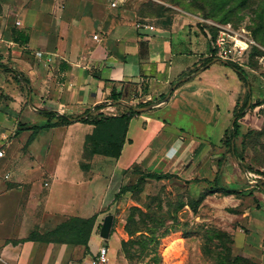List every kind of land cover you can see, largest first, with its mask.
<instances>
[{
  "label": "crops",
  "instance_id": "crops-1",
  "mask_svg": "<svg viewBox=\"0 0 264 264\" xmlns=\"http://www.w3.org/2000/svg\"><path fill=\"white\" fill-rule=\"evenodd\" d=\"M112 1L0 0V61L29 79L13 82L11 72L0 70V88L4 87L5 95H9L0 105V148L6 153L0 159V264H94L102 246L108 248L109 254V239L98 237L94 231L88 241L92 263L87 258L80 260L75 247L79 244L72 242L71 235L62 240L59 234H51L70 219L96 216L94 230L113 207L126 177L134 175L135 167L180 176L183 171L191 187L194 179H200L196 182L199 189L212 186L210 181L217 175L221 184L244 195L257 184L249 181L250 176L239 173L232 159L220 166L225 155L221 140L234 118L239 93L237 76L233 80L223 77L226 70L221 65L225 63L211 61L208 67L178 84L166 102L147 110L168 109L172 115L189 116L201 128L193 130L196 135L182 125L177 127L171 119L165 120L162 127L166 130L133 163L123 164L127 141L121 156L111 157L115 163L108 171L101 169L108 162L95 163L97 156L104 155L85 158L86 138L93 133V124L81 120L61 124L58 118L44 113L49 110L57 116L78 118L92 107L102 106L105 114L116 115L129 107L114 104L113 91L121 92L120 100L132 105L159 102L200 59L189 50L190 40L180 33L179 20L166 24L139 16L147 0H118L116 7H111ZM16 30L27 36V43L14 40ZM202 54L210 55L204 51L201 58ZM27 93L33 107L30 101L24 107ZM127 97L133 100L129 102ZM144 112L136 114L131 122L143 117ZM37 117L45 123L39 124ZM49 121L57 126L40 130L31 141L33 130L28 127L43 126ZM18 124L25 127L18 131ZM174 127L181 131L174 133ZM207 127L213 131L208 133ZM215 133L218 135L212 140ZM77 137L79 143L72 159ZM205 142L209 143L204 146ZM210 144L216 148L213 152L218 160L196 164ZM189 158L195 159L192 169L186 163ZM24 161L31 169L42 167L41 176L35 173L26 177L20 164ZM209 164L212 168L207 170ZM254 195L264 205V192L255 190ZM208 197L240 210L245 218L254 213L241 206L246 197L218 192ZM209 199L202 201L199 210L205 209ZM33 231L36 232L31 234Z\"/></svg>",
  "mask_w": 264,
  "mask_h": 264
},
{
  "label": "rangeland",
  "instance_id": "rangeland-1",
  "mask_svg": "<svg viewBox=\"0 0 264 264\" xmlns=\"http://www.w3.org/2000/svg\"><path fill=\"white\" fill-rule=\"evenodd\" d=\"M239 1L227 0V5L223 9L219 2L213 4L211 0H152L150 3L148 1L142 4V13L140 14V10L139 16L160 20L166 24L174 20L180 21L179 25L182 28L180 33L184 35V38L190 40L191 48L188 49L200 58L195 65L189 68L188 72L181 76L182 78L198 72L201 68L208 67L211 62H206L208 58L213 57L212 61H215L214 40L218 26L231 24L234 30L252 36L256 40V44L240 56L242 64L237 63L248 74L250 90L248 85L240 80L234 68L221 65L226 70V75L223 73V77L226 76L228 80L231 77L233 80L237 76L239 93L236 108L242 109V105L247 100V91L251 94L242 111L245 115L240 119V134L234 138L237 152L243 156L244 161L235 159L229 151L230 149L225 147L222 141L220 146L225 149L224 162L226 159H232L239 173L250 176L248 177L249 181H264V174L257 173H264V0H248L243 6ZM228 10L232 11L229 20L220 21ZM182 19H186V21L183 22ZM196 37L202 41L198 42ZM204 51L210 55L204 57L202 54L203 58H201V52ZM219 62L218 64H224L223 61ZM0 70L4 71L2 68ZM13 82H16L15 78H13ZM1 88L0 92H3L0 96V105L5 104L4 101L7 100V97L9 98V95H5L4 87ZM28 96V93L25 94L23 101L25 108L28 107ZM126 100L130 102L133 99L127 97ZM249 100L251 102L247 107ZM136 104L133 103V105ZM143 114H145L142 115L143 117L136 118L131 122L128 137L132 142L125 146L123 164L133 163L136 156L166 130V127H162L165 120L170 121L171 119L174 124H178L177 127L182 125L184 129L191 130L190 134L192 135H196L194 131L197 132L201 129L189 116L172 115L168 109H154ZM37 121L39 124L45 123L43 118L37 117ZM143 121L147 123L145 124ZM19 126L20 124L17 125V127ZM172 130L174 133L181 131L175 127ZM206 131L211 133L213 128L207 127ZM217 131L218 129H216ZM216 135L218 134L211 135L212 140L216 139ZM77 142L79 143V137H77L72 151V159L76 156ZM208 143L205 142L203 145L206 146ZM205 148L196 164L202 163L203 160L210 161L215 158L218 160V156H215L216 152H213L216 150L213 145ZM194 160V158H189L186 162L192 166L191 169L196 165L193 163ZM102 162L103 164L108 162L101 168L108 171L111 169V163L113 165L115 160L107 156H97L96 165ZM20 164L26 177L33 176L35 173L41 176L42 167L39 170H34L30 166L28 167L26 161L20 162ZM187 164L184 166L185 169ZM218 167L216 170H219ZM210 168L212 167L209 164L206 169ZM255 174L259 176L254 177ZM178 176V178L168 180L148 178L138 184L136 182L139 175L126 177L121 187L131 186L135 183L136 186L115 199L113 207L106 214V216L113 215L111 235L107 241V246L112 250H109L107 264H264V205L260 204V200L254 195L255 190H261L252 187L249 190L250 193L244 195L242 192V195L238 196L246 197L242 207L247 206L256 213V215L254 213L251 216L247 215L245 218L240 210L228 208L219 199L208 197V195H216V193L209 194V190L213 189L214 185H204L203 189H199L196 188V182L191 187V181L187 179L188 175H183V171H181V176ZM197 180L200 181L199 178ZM205 180L208 181V179ZM259 181L256 185L259 184ZM210 183H214V181H210ZM262 189L264 191V187ZM203 194H206L204 199L210 198L205 203V209L199 210L201 206L199 205L196 212L193 211L188 203L200 198ZM258 210L262 213L258 214L256 212ZM103 222L104 219L94 227V230L92 227L91 233L94 231L99 237ZM128 227L139 228L142 231L130 235ZM147 228L155 230L156 233L151 235ZM34 232L36 231L31 234ZM25 237L31 238L33 235ZM167 238H170L173 243L168 246L169 248H163ZM145 242L147 244L144 246ZM75 247L80 260L87 258L91 263L94 261L92 260L94 259L93 255L88 252L89 249L86 250L83 245Z\"/></svg>",
  "mask_w": 264,
  "mask_h": 264
},
{
  "label": "trees",
  "instance_id": "trees-1",
  "mask_svg": "<svg viewBox=\"0 0 264 264\" xmlns=\"http://www.w3.org/2000/svg\"><path fill=\"white\" fill-rule=\"evenodd\" d=\"M151 1L152 0H147L145 3H147V2L150 3ZM211 2H213V4L219 2L220 3L219 5L223 9L227 5L226 4L227 0H219L216 2L214 0H211ZM239 2H240V5L243 6V5H246L248 0H240ZM142 7L143 6H141V8ZM141 13H142V10H141L140 14ZM231 13H232V11L228 10L226 13H224V15L220 19V21H222V22L228 21ZM255 35H256V33H255ZM14 40L16 42H23V43L28 42L27 36H25L22 32H18L17 30L14 31ZM213 59H214L213 57H210L206 60V62L207 61L210 62ZM226 65L234 68L237 71L240 80L243 81L244 83H246V85H248V83H249L248 74L241 66H239L237 63H234L231 61H229L228 64H226ZM0 68H2L6 72H11L13 74L14 78L16 79V81H18V82H20V79H23V80L29 82L28 78H26L24 75L20 74L19 72H17L16 70H14L12 67H10L9 65H7L4 62L0 61ZM246 95H247V100L242 105V109L236 108L238 106V102L235 106L234 114H233V116L236 117V120L234 122V129L228 128L225 131V134L221 140L224 143L225 147H228L230 149L229 151L231 152V154L235 158L241 159L243 161H244V158L241 154H239L237 152V148H236L235 143H234V151H233L232 140L234 138H236L240 134V131H241L240 119L245 115L242 111H243L244 107L246 106L248 99L251 97V94L248 91H247ZM164 96L165 95H163L162 98ZM122 97H123V94L121 92L113 91L111 94V99L113 101H118V100L122 99ZM149 104H151V103H139V104H136L135 106L136 107H144V106H147ZM101 108H102V106L98 107L87 118H84L81 120L82 122L93 124L95 126L93 133L88 135L86 138L85 157H87V159H90L95 155H104V156H108V157L119 158L122 154V150H123L125 143L127 141L132 142L131 139L127 140V135H128L131 120L139 112L136 111L134 109V107H129V108L124 107L125 111L120 112L119 114L107 115L104 112H101ZM44 113L49 117L58 118L61 124L72 123V120L69 116H65V115L57 116L55 113H53L52 111H49V110H44ZM53 126H57V123L49 121L48 123H46L43 126L33 125L31 127H28V129L33 130V133L30 137V140L32 141L34 139L35 135L40 130L48 129V128L53 127ZM22 127H25V126L20 124L18 131H21ZM223 159H225V158L223 157L220 160V166H222L224 164ZM133 173H134V175L131 177L139 175V178L136 182L137 184L145 181L148 178H152V179H156V180H168L171 178H178L179 177L177 174H174V173H170V172L160 173V172L148 171V170H143L140 167H135ZM257 173L258 174H264L263 172H257ZM193 181L199 182V180H197V178L194 179ZM136 183L134 185H131V186L121 187L119 192L116 194L115 199H117L122 194L130 191L132 187L136 186ZM213 185H212L213 189L209 190V194L218 192V193H222L224 195H231V194H235L236 196L242 195V192L239 190H236V188H229V187L221 184L220 179L217 177L215 178ZM262 187H264V181H259V184L255 186V188H257L261 191L263 190ZM205 196H206V194H203L200 196V198H198L196 200H191V202L188 203V205L193 209V211L196 212V210L198 209L199 205L202 203ZM95 219H96V216H93L89 219H80V218L70 219L68 222L63 224L59 228V230L53 232V234H51V235L55 236L56 234L57 235L59 234L58 236H61L62 240H63L64 236H70L71 235L72 242L77 243L79 245H83L85 247V249L88 250L89 249L88 241H89V237L91 235V230H92L93 224L95 222ZM127 230L130 233V235H134L138 231H142V229L139 230V228L131 229L129 227L127 228ZM147 230H149L151 235L156 233L155 230H153V229L147 228ZM31 238H33V237H31ZM146 244L147 243L145 242L144 246ZM123 245H124V243H123Z\"/></svg>",
  "mask_w": 264,
  "mask_h": 264
},
{
  "label": "built area",
  "instance_id": "built-area-1",
  "mask_svg": "<svg viewBox=\"0 0 264 264\" xmlns=\"http://www.w3.org/2000/svg\"><path fill=\"white\" fill-rule=\"evenodd\" d=\"M118 0L111 2V7H116ZM146 27L148 25H145ZM153 29V26H149ZM256 40L252 36L242 34L238 30H234L231 24L218 26L214 40V56L221 60L231 61L242 64L240 56L248 52L254 45ZM103 111V110H102ZM101 111V112H102ZM6 155L5 151L0 148V159ZM256 177V175H254ZM108 261V248L106 246L100 247L95 264H105Z\"/></svg>",
  "mask_w": 264,
  "mask_h": 264
},
{
  "label": "water",
  "instance_id": "water-1",
  "mask_svg": "<svg viewBox=\"0 0 264 264\" xmlns=\"http://www.w3.org/2000/svg\"><path fill=\"white\" fill-rule=\"evenodd\" d=\"M215 61H223L225 64H228V61L221 60V59H219V58H216ZM203 69H204V68H201V69L199 70V72L202 71ZM196 74H197V72H194V73H193L192 75H190V76H185V77L181 78L177 83H175V84L171 87V90L168 92L167 96H166L163 100H160L159 102H154V103L149 104V105L144 106V107H136V106H133L132 104H130V103H128L127 101H124V100H118V101H115L114 104L122 103V104L127 105L128 107H134V109H135L136 111H138V112H144V111L150 110V109H152V108H154V107L160 105L161 103L166 102V101L170 98L172 92L176 89L177 85H178L180 82L187 81L189 78H191L192 76H194V75H196ZM25 82H26V81H25ZM248 89L250 90V85H248ZM29 101H30V105L32 106V103H31V97L29 98ZM250 102H251V100H249V103H248V106H247V107H249ZM101 105H102V104H101ZM32 107H33V106H32ZM97 107H98V106H94V107H92L87 113L83 114L82 116H80V117H78V118H71V117H70V118H71V120H73V121H80V120H82V119H84V118H87L91 113H93V112L96 110ZM59 115H62V114L59 113ZM235 120H236V117H234L233 120H232V123H231V129H234V122H235ZM232 148H233V150H234V139L232 140ZM240 163H242V162L240 161ZM242 167H243V169L245 170V168H244L243 165H242ZM254 182L257 183V181H254ZM112 225H113V215L109 214V215H107V216L104 218V222H103V224H102V226H101V229H100V236H101L103 239L108 240V239L110 238L111 230H112Z\"/></svg>",
  "mask_w": 264,
  "mask_h": 264
},
{
  "label": "bare ground",
  "instance_id": "bare-ground-1",
  "mask_svg": "<svg viewBox=\"0 0 264 264\" xmlns=\"http://www.w3.org/2000/svg\"><path fill=\"white\" fill-rule=\"evenodd\" d=\"M179 241V240H178ZM175 242V241H174ZM171 243H173V241H171V239L170 238H167V239H165V241H164V245H163V248L165 247H168ZM172 247V246H171ZM170 247V248H171ZM169 248V247H168Z\"/></svg>",
  "mask_w": 264,
  "mask_h": 264
}]
</instances>
